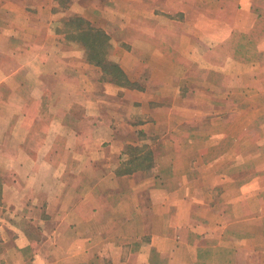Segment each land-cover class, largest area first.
<instances>
[{"label":"crops","instance_id":"obj_1","mask_svg":"<svg viewBox=\"0 0 264 264\" xmlns=\"http://www.w3.org/2000/svg\"><path fill=\"white\" fill-rule=\"evenodd\" d=\"M0 264H264V0H0Z\"/></svg>","mask_w":264,"mask_h":264},{"label":"trees","instance_id":"obj_2","mask_svg":"<svg viewBox=\"0 0 264 264\" xmlns=\"http://www.w3.org/2000/svg\"><path fill=\"white\" fill-rule=\"evenodd\" d=\"M96 35H99V33H96ZM98 41H102V39L97 38ZM104 41V40H103ZM108 73H110L112 76L116 77V78H121V74L120 72L116 69V68H112L111 70L108 71Z\"/></svg>","mask_w":264,"mask_h":264}]
</instances>
